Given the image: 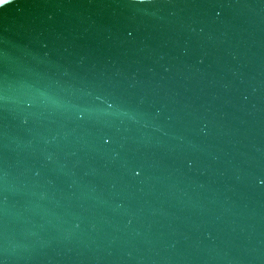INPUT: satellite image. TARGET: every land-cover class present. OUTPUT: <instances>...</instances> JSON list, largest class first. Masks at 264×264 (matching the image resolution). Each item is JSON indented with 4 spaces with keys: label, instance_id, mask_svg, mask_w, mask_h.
<instances>
[{
    "label": "snow or ice",
    "instance_id": "obj_1",
    "mask_svg": "<svg viewBox=\"0 0 264 264\" xmlns=\"http://www.w3.org/2000/svg\"><path fill=\"white\" fill-rule=\"evenodd\" d=\"M7 2H9V0H0V6L4 5Z\"/></svg>",
    "mask_w": 264,
    "mask_h": 264
}]
</instances>
